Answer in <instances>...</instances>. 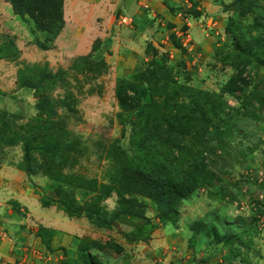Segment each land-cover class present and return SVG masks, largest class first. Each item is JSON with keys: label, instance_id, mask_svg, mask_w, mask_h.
Listing matches in <instances>:
<instances>
[{"label": "rangeland", "instance_id": "obj_1", "mask_svg": "<svg viewBox=\"0 0 264 264\" xmlns=\"http://www.w3.org/2000/svg\"><path fill=\"white\" fill-rule=\"evenodd\" d=\"M235 1L138 0L147 34L141 43L145 50L142 54L136 44L139 59L124 76L114 75V60L107 64L98 58H105L99 50L105 39L110 41V28L115 35L138 27V20L128 17L129 9L127 16L122 12L112 16L110 0H64L67 17L72 15L70 2L80 5L84 13L78 18V10L73 11L85 28L77 41L93 39L89 57L81 60L86 56L62 59L54 51V42H46L27 17L9 16L0 6V165L23 173L28 187L22 191L29 201L39 199L43 208L55 207L52 226L73 227L67 236L55 240L58 255L73 252L69 237L80 235L83 243H94L88 254L107 250L110 263L118 259L113 248L117 247V253H128V264H264V99L262 106L258 103L264 97V68L257 64V47L244 55L235 50L238 44L230 38H243L251 48L253 41L264 37V30L254 25L255 19L264 25V0L257 1L258 9L252 13L238 10ZM121 19H126L125 24H119ZM40 44L48 50L40 49ZM120 47L111 53L110 47L105 49L109 56H120ZM154 62L168 71L167 99L159 86L140 80ZM24 83L38 88L35 91ZM129 86L143 92L144 109L138 117L123 110L117 98L118 91ZM45 100L49 105L42 107L47 116L37 110ZM186 109L201 112L210 124L204 125L198 112L190 115ZM157 116L166 121L175 116L171 123L176 126L178 120L184 129L182 136L171 135L168 146L162 143V132L158 133L149 149L152 157L160 164L164 159L171 163L161 169L175 172L181 167L203 178L205 184L166 218H161L151 201L124 195L117 186L122 165L135 160V153L143 157L144 129L138 127L149 120L154 123ZM24 135L34 137L33 179L23 172ZM46 170L56 179L44 176ZM13 173H8L9 181ZM64 199L75 200L79 214H67L61 205ZM129 203L142 218L130 216L136 222L120 227L115 213ZM29 212L33 215L29 235L40 238L42 245L29 243L30 249H39L41 258L31 264H44L48 255L43 252L51 251L52 234L38 228V220L48 216L33 209ZM88 212L102 221L113 220L112 230L96 227L86 218ZM45 221L40 222L46 225ZM197 223L216 228L220 235L244 233L247 246L238 247L234 258L225 260L227 249L215 244L207 230L192 238ZM6 233L11 235L9 230ZM154 243L156 255L150 258L155 254L149 251ZM15 264H26L23 255Z\"/></svg>", "mask_w": 264, "mask_h": 264}, {"label": "trees", "instance_id": "obj_2", "mask_svg": "<svg viewBox=\"0 0 264 264\" xmlns=\"http://www.w3.org/2000/svg\"><path fill=\"white\" fill-rule=\"evenodd\" d=\"M8 3L12 9V13L23 18H28L35 30L44 34L45 41L48 43H53L55 39L59 36L61 31L64 28V17H63V8H64V0H4ZM258 0H236L235 6H237L238 10H247L248 13L254 12V10L258 9L257 5ZM246 13V12H245ZM197 17V15H196ZM254 25L257 28H261L264 30V25H261L258 19L254 20ZM231 40L236 45L235 50L241 52L246 55L252 48L257 47V51L260 59L257 60V64L260 67L264 68V37H259L257 41H253L251 48H249L244 41L243 38L235 37L231 35ZM239 40V41H238ZM238 41V43H237ZM174 47L175 44L173 45ZM39 48L46 51L48 47L43 45H39ZM152 48V45L149 46ZM177 48V47H176ZM147 54V53H146ZM89 56L82 57L81 60L87 59ZM151 70H147L146 74L140 75V80L144 82L145 85H152L154 87H158L161 89L167 99L168 89L166 84L169 83L168 71L164 65H160L159 63H153L150 65ZM24 86L28 88H32L36 91L37 86H30L29 83H24ZM132 95V97H128V93ZM226 92V91H225ZM151 93V91H148ZM143 92L138 89V87H125L122 90L118 91L117 98L120 103V106L123 110L130 111L129 115L131 117H138L140 113L143 111L144 106L141 105ZM152 94H150L149 105L153 103ZM262 97L258 103L262 106ZM165 100V99H164ZM40 107L37 109L40 115H50L46 108L49 105V102L45 100L42 104H39ZM46 107L45 109L42 107ZM137 107V108H136ZM246 110V105L243 107ZM188 114H194L198 112L200 115L201 122L208 126L210 124L209 119L199 111H192L186 109ZM160 118L162 120H160ZM175 116L171 117L169 121L164 120L162 117L157 116L152 121L154 123H149L147 121L142 126L138 128L144 129L143 132V146L142 159L134 154L136 157L135 160H131V162H127L123 164L121 170L118 174L117 186L118 189L123 192L124 195H135L139 197H143L152 203H154L155 207L161 218H166L168 214L172 213L179 206H181L184 202L189 200L201 187L205 184L203 183V178H198L195 174L184 171L183 168L177 169L175 172H169L165 169H161V165H164L166 162L171 166V163L164 159L161 161L163 164H160L156 161V158L152 157V152L149 150L152 147L153 140L157 139L156 136L158 133L162 132V143L168 144L170 143V139H172L171 135L182 136L183 129H180L181 125L177 120L176 126H174L171 122ZM153 125H156L159 129H155ZM19 135L20 131H16ZM184 135V134H183ZM22 141V149H23V172L28 176H33L31 168V146L34 141V137L29 135H24L21 137ZM172 145L171 147H173ZM66 148H70L66 146ZM153 151V150H152ZM155 151V150H154ZM156 155H160L159 151H155ZM166 166V165H164ZM44 176L50 177L51 180H55L49 170L44 172ZM64 211L67 214H70L72 217H75L79 212L76 211V201L64 199L61 203ZM119 206V204L117 203ZM122 215L133 216L136 218H142L137 212L133 211L131 208V203H129L128 207L124 209L118 208L114 219L119 218ZM163 215V216H162ZM167 215V216H166ZM86 218L93 222V224L101 229L112 230V221L109 219H105L106 221H102L94 214L90 212L87 213ZM207 230V234L209 236L215 237V244H222L227 249V256L225 260H231L235 256L237 248H244L247 246V243H244L242 240V236L244 235H233V234H223L220 235L216 228H209L206 224L197 223L192 227L193 236L195 238L201 230ZM129 239V238H128ZM132 240V239H129ZM89 244V243H88ZM83 243L82 241L78 245V251L80 252V257L78 258L77 264H96L93 260L90 259L88 255V251L92 248L94 243H90L89 245ZM114 251L117 252L119 249L117 247H113Z\"/></svg>", "mask_w": 264, "mask_h": 264}, {"label": "crops", "instance_id": "obj_3", "mask_svg": "<svg viewBox=\"0 0 264 264\" xmlns=\"http://www.w3.org/2000/svg\"><path fill=\"white\" fill-rule=\"evenodd\" d=\"M121 1V2H120ZM129 1V6L125 5V2ZM138 0H110V13L112 16H115L114 13L120 14L122 12V15H126V9H129L132 14L128 16L129 18H135L138 20V27L135 31L126 33L124 31L116 32L115 35H111L112 28H110V41L108 39H105L104 45H102V48H100L99 53H103L105 55V58H100L99 60H104L107 64L112 61V67L111 70H114V75L117 76H124L125 72L129 71V68H133V65L135 64L136 58L139 57L140 54H137V50H135L136 44L138 43L140 46H138V51L141 49L142 54L145 50V46L141 48V43L143 40L146 39V29L144 21L141 20V13L139 12V9H137L136 2ZM152 1V0H150ZM123 2L122 6L120 4ZM136 5V6H135ZM138 5H141L138 3ZM0 6L4 8V10L7 11V14L9 15L12 13V9L10 5L4 0H0ZM66 3L64 4V28L59 34V36L54 41V51L63 58L69 57H78V56H86L90 53L93 39L90 40L86 39V42H79L77 40H80L83 36L82 32L85 28H83L80 24L78 19H75V13L74 10H78L77 16L78 18L81 16L83 17V11H81V6H73L70 2V6L68 7L69 13H71V17L66 16ZM124 11V12H123ZM74 14V17H73ZM13 15V13H12ZM80 15V16H79ZM11 16V15H9ZM14 16V15H13ZM1 17V16H0ZM21 20V19H20ZM23 22V20H21ZM117 26V25H116ZM104 33V32H103ZM125 33L126 35H123ZM152 34V33H150ZM106 37L109 36L106 32L104 34ZM122 35L124 37H122ZM99 39L101 37H96V39ZM108 38V37H107ZM102 39V38H101ZM103 40V39H102ZM88 42V43H87ZM122 44V45H121ZM110 47V53L114 52L113 49H117L120 47L122 54L116 55L114 53L113 56H109L105 48ZM146 45V44H145ZM140 51V52H141ZM51 53V51L49 52ZM139 59V58H138ZM118 76V77H119ZM1 159V156H0ZM3 162H0L2 164ZM8 168L2 167L0 165V264H15L17 260L19 261L21 259V256L23 255L26 264H31V262H35V260H41L40 258V252L38 250H32L30 249V242H34L38 246H42L40 244V238H35L33 235H29V226L31 225L29 222V217L33 216L30 214L29 210H35L37 211L40 216L42 214L48 216L47 219H39L38 222V228L41 227L44 230H47L50 234H52V238L50 241V248L51 251H48L45 249L46 255H48V258L44 260V264H77L78 258L80 257V252L78 251V245L80 244L82 237L80 235H75L73 237H69L68 244L70 247L74 250L73 252L68 253V255L62 254L58 255V248L56 249L53 244H55V240L60 237L67 236V231L71 230L73 227L69 226V224L62 225V228L60 227H54L52 226L55 222V219H53L54 214L56 213L55 207H49V208H43L40 204V201L38 197L36 199L38 200H31L33 203H30L29 201L30 196L28 194L23 193V189L25 187H28L26 184V177L23 175L20 171H8L6 170ZM15 172V174L13 173ZM8 173H13L11 175H14V179L9 181L8 179ZM39 176H34V178H38ZM40 178V177H39ZM33 179V176L30 178ZM41 181L43 179H40ZM28 190V189H26ZM27 201V203H26ZM29 205V206H28ZM28 206V207H27ZM54 211V212H53ZM51 216V218L49 217ZM47 220L46 225L41 223L40 221ZM69 222L74 223V219H68ZM117 223L120 227L126 226L129 227V222L135 223L136 219H131L130 216L124 215L120 218H118ZM138 222V221H137ZM71 228V229H70ZM78 227V231H79ZM6 230H9L11 235L6 233ZM73 230V229H72ZM5 231V233H4ZM131 231V230H130ZM37 232L35 230L34 232L30 234H34ZM125 235V234H124ZM124 238V236L122 235ZM85 239V238H84ZM92 240V239H90ZM87 241V239H86ZM157 246V243L150 244V254L155 253L153 252L154 247ZM57 247V246H56ZM111 248V246H110ZM122 249L123 247L120 246ZM62 250V249H60ZM107 250H94L91 252L90 255L96 264H128V256L126 251L122 252H115V255H118V259L114 260V263H110L108 257L110 255H107ZM42 253V254H43ZM88 253V252H87ZM155 254H152L150 256L153 257ZM51 261V262H50ZM50 262V263H49ZM161 261H159L160 263ZM153 264H156L153 263Z\"/></svg>", "mask_w": 264, "mask_h": 264}, {"label": "built area", "instance_id": "obj_4", "mask_svg": "<svg viewBox=\"0 0 264 264\" xmlns=\"http://www.w3.org/2000/svg\"><path fill=\"white\" fill-rule=\"evenodd\" d=\"M126 19H121L119 24H125ZM260 199H262V196L260 197ZM242 210V209H241ZM263 221L261 220L260 223H262Z\"/></svg>", "mask_w": 264, "mask_h": 264}]
</instances>
